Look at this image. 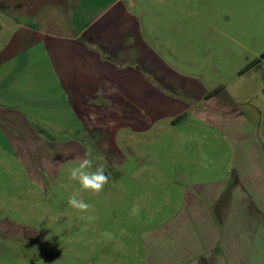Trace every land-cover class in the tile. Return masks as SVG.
I'll use <instances>...</instances> for the list:
<instances>
[{"label": "rangeland", "instance_id": "374dc122", "mask_svg": "<svg viewBox=\"0 0 264 264\" xmlns=\"http://www.w3.org/2000/svg\"><path fill=\"white\" fill-rule=\"evenodd\" d=\"M134 1L155 10L192 7L213 27L186 14L179 27L157 22L156 40L179 54L164 58L176 72L158 74L160 81L150 75L144 93L138 76L131 104L114 107L116 120L107 109L80 123L58 88L22 93L15 106L27 121L0 136V264H190L180 251L196 246L198 228L183 221L193 198L217 189L232 160L264 172L255 137L261 123L242 122L250 107L264 112V0ZM85 153L109 176L98 195L69 179ZM78 190L92 206L86 213L68 204ZM205 204L198 203L203 213Z\"/></svg>", "mask_w": 264, "mask_h": 264}, {"label": "crops", "instance_id": "0c3cea01", "mask_svg": "<svg viewBox=\"0 0 264 264\" xmlns=\"http://www.w3.org/2000/svg\"><path fill=\"white\" fill-rule=\"evenodd\" d=\"M167 6L155 10L134 0H0V136H10L2 130L7 125L27 121L15 105L22 93L40 86L60 89L80 123L89 114L97 119L98 111L107 109V116L116 120L113 109L131 104L138 76L144 93L153 86L146 80L150 75L157 81L161 73L176 72L164 58L179 60V54L156 40L152 30L160 26L157 22L161 28L179 27L178 17L186 14L199 26L213 27L197 9ZM249 109L242 122L251 129L261 123L255 137L264 161V112ZM246 167L232 160L228 177L217 189L193 198L192 216L183 221L192 223V231L198 228L192 236L196 246L180 251L187 250L184 259L190 264H264V172H248ZM207 202L203 213L198 203Z\"/></svg>", "mask_w": 264, "mask_h": 264}, {"label": "clouds", "instance_id": "9594fccd", "mask_svg": "<svg viewBox=\"0 0 264 264\" xmlns=\"http://www.w3.org/2000/svg\"><path fill=\"white\" fill-rule=\"evenodd\" d=\"M78 163L76 166L70 168L69 179L76 181L80 189L93 194L98 195L104 190V187L108 184L109 176L106 174V170L103 166L94 167L93 161L88 158V154L85 153L83 157H76ZM68 204L70 207L76 209L79 212L86 213L92 206L86 203L81 198V192L74 191L68 198ZM133 215H139V207H134L132 210ZM88 221H92L95 217L89 215ZM122 234H126L122 232ZM106 239H112L111 233H101Z\"/></svg>", "mask_w": 264, "mask_h": 264}, {"label": "trees", "instance_id": "16d2710c", "mask_svg": "<svg viewBox=\"0 0 264 264\" xmlns=\"http://www.w3.org/2000/svg\"><path fill=\"white\" fill-rule=\"evenodd\" d=\"M223 90V88L216 89L215 91L209 93V97H214L219 91Z\"/></svg>", "mask_w": 264, "mask_h": 264}]
</instances>
